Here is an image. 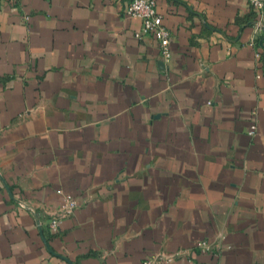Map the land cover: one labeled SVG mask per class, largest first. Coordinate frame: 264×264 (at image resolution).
Returning a JSON list of instances; mask_svg holds the SVG:
<instances>
[{
    "label": "crops",
    "instance_id": "1",
    "mask_svg": "<svg viewBox=\"0 0 264 264\" xmlns=\"http://www.w3.org/2000/svg\"><path fill=\"white\" fill-rule=\"evenodd\" d=\"M131 1L0 0V264H264V24L156 0L166 62Z\"/></svg>",
    "mask_w": 264,
    "mask_h": 264
},
{
    "label": "built area",
    "instance_id": "2",
    "mask_svg": "<svg viewBox=\"0 0 264 264\" xmlns=\"http://www.w3.org/2000/svg\"><path fill=\"white\" fill-rule=\"evenodd\" d=\"M18 1V0H14ZM251 7L257 11L258 19L255 22L256 31L259 32L264 24V0H248ZM127 15L139 18L142 21V27L139 32L136 33L138 38H142L147 35H152L156 38L162 57L166 62L170 61L171 49L170 38L171 32L164 25L163 16L157 10L156 0H132L127 8ZM264 30V28H262ZM256 58L261 59V53H256ZM261 74L258 75L260 77ZM257 129V126L253 124L251 126L250 134L253 135ZM57 192L62 195L63 202L56 209L54 215L47 221V227L52 232H58L63 221L70 217L74 211L79 207L76 199L72 196L65 194L61 189ZM38 226L41 227V222L38 221ZM165 259L161 256L157 258H148L142 264H156L157 260Z\"/></svg>",
    "mask_w": 264,
    "mask_h": 264
}]
</instances>
